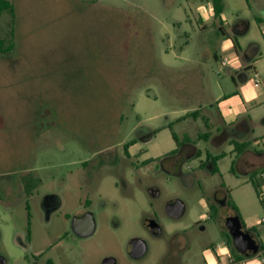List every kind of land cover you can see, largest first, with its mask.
Returning <instances> with one entry per match:
<instances>
[{"label":"rangeland","instance_id":"1","mask_svg":"<svg viewBox=\"0 0 264 264\" xmlns=\"http://www.w3.org/2000/svg\"><path fill=\"white\" fill-rule=\"evenodd\" d=\"M9 1L15 17L5 13L0 19V40L14 45L9 55L0 54V254L23 264L20 246H29V203L35 244L33 251L30 246L27 251L33 262L45 240H56L60 234L55 226L61 227V220L48 226L51 231L46 227L40 198L51 191L59 193L66 206L62 215L72 216L79 210L81 163L93 161L91 174L98 151L120 147L144 127L158 132L144 145L145 157L158 158L176 149L173 133L179 141L193 142L201 153V159L188 163L197 172L193 190L184 189L178 179L159 178L164 193L155 205L166 224L170 220L162 209L168 194L178 195L188 205L186 216L173 224L182 230L206 213L201 200L225 182L244 225L255 224L264 245L261 175H233L230 158L220 164L219 174L204 170L205 165L199 168L208 154L229 149L227 144L212 146L215 131L207 134L210 129L203 118H211L209 100L231 84L213 57L215 52L221 54V48L213 42L212 21L204 22L207 30L198 23L209 17L210 0ZM224 4L231 25L240 18L254 21L261 16L253 3L248 8L246 0H224ZM263 31L261 25H253L246 37L257 41ZM247 74L252 77V70ZM258 75L263 87L261 65ZM200 107L196 117L190 115ZM205 134L208 137L201 139ZM100 170L101 174H91L107 203L103 211L97 210L98 232L86 242L55 247L47 257L38 258L41 262L51 256L57 264H100L106 255H113L122 264H155L157 253L137 263L125 253L129 239L141 233L153 208L144 191L131 186L126 191L116 183L120 177L130 183L140 173L110 166ZM210 234L219 241L218 225L211 224ZM263 260L264 254L257 255L246 264Z\"/></svg>","mask_w":264,"mask_h":264},{"label":"flooded vegetation","instance_id":"2","mask_svg":"<svg viewBox=\"0 0 264 264\" xmlns=\"http://www.w3.org/2000/svg\"><path fill=\"white\" fill-rule=\"evenodd\" d=\"M157 133L147 127L137 129L134 132L135 137L120 147L118 145L110 146L95 154L97 162L93 166L92 175L101 174L100 169L103 166L132 169L140 175L133 178L134 180L132 179L130 183L125 177H120L116 186H121L126 191L131 186L144 191L150 198L149 205L153 208V213L146 214L141 233L129 239L126 245V257L137 263L157 253L158 258L154 262L155 264H246L249 258L244 252L237 249L229 229V224L235 219H238L241 231H248L260 245L258 255L264 254V247L262 248L264 245L260 236L244 225L241 216L230 206L228 194L221 189H216L212 196L205 201L201 200L206 213L195 219L189 228L182 230L177 229L173 224L175 225L186 216L188 205L178 195L168 194L162 213L170 220V223L166 224L162 220V214L155 205L156 200H159L164 193L159 178L164 175L168 181L178 179L183 188L188 191L196 187L197 180L195 170L188 164L192 160V149L186 150L183 146L179 148L177 146L175 149L177 151L174 154L169 155V152L158 158L145 157L147 151L144 145L152 142ZM220 137L217 139L221 140ZM206 163L204 170H209L212 162L207 159ZM92 164L91 160L81 163V172L78 178L79 210L72 216L70 213L62 215L66 206L64 198L59 193L51 191V194L42 196L39 200L40 209L51 226L55 225L57 220H61V227L55 226V230H59L60 238L66 245L74 244V241L86 242L95 236L100 227L97 210L103 211L107 206L106 200L103 199V195L99 191V186L93 182L94 177L89 174ZM90 167L91 170H89ZM65 184L69 185L67 178ZM199 185L202 187V184ZM131 196L133 198V195ZM180 201L185 203V213L175 216L176 209L172 208V205H177ZM93 221L96 226L95 232L88 237L82 236L81 234L89 231ZM211 224L218 225L219 241L213 240L210 234ZM138 247L144 248L145 251L141 257L135 258L132 253ZM100 264H122V261L119 257L106 255Z\"/></svg>","mask_w":264,"mask_h":264},{"label":"crops","instance_id":"3","mask_svg":"<svg viewBox=\"0 0 264 264\" xmlns=\"http://www.w3.org/2000/svg\"><path fill=\"white\" fill-rule=\"evenodd\" d=\"M248 8L251 9V4L253 3L259 8L261 16H255L254 21L248 20L246 18H240L238 21L231 25L230 21L225 18L223 13L224 30L227 36L222 37L218 34V24L214 20V12L212 4H208L207 8L209 10V17L200 18L198 20L200 29L207 30V26L204 24L205 21H212V31H213V42L220 46L221 54L215 52L213 57L218 61L220 66V71L226 72L231 84L228 85L227 89L222 91L217 97L208 102V111L211 118H204L208 123H205L208 130L207 134L211 136V144L216 148H222L223 145L227 144L229 149L227 151L223 150L224 158L219 160L216 164L218 172L214 173L215 167L211 165V174H219L220 164L226 159L230 158L232 167L235 165L236 176L249 177L255 174L261 175L264 180V84L262 83L259 87H256L250 81L251 75H244L246 69L252 70L258 73V66L264 67V31L261 33L262 39L253 40L247 38L246 36L252 30L253 25L256 27L261 25L264 30V0H246ZM251 11V10H250ZM225 12V11H224ZM202 16V14H200ZM249 15V14H248ZM197 17L199 14L197 12ZM202 23V24H201ZM245 35V38L239 39ZM235 39L240 46V49L235 48ZM220 41V42H219ZM226 41H231L232 46L225 50L223 45ZM239 57V63L236 64L235 68L230 66L222 67L221 61L225 58H233L234 56ZM221 73V72H220ZM237 76V77H236ZM251 83L253 85L251 90H246V86ZM202 107L193 110L196 113L201 111ZM227 113V115H225ZM187 115V113L185 114ZM180 120V119H179ZM213 126V129H211ZM221 136V140L217 139ZM180 141L183 144V148L186 150L192 149L191 159L200 158L201 155L199 148L193 142ZM234 142L239 145L245 146L241 153L237 154L235 151ZM177 145V143H176ZM177 147V146H176ZM175 150V149H174ZM173 151V150H172ZM201 169V167H199ZM235 175V174H233ZM197 180V172L195 173ZM219 188L226 192L229 196V200L232 199V190L226 188V183ZM264 196V192H262ZM27 209V227H26V237L28 230H30V238L27 237L28 243L32 251L35 244L34 217L31 213L30 204L26 206ZM44 213V212H43ZM45 216V214H44ZM46 217V216H45ZM45 222L48 224L46 227H52L46 219ZM255 224H248L246 227L249 229L255 228ZM48 227V228H49ZM49 230L51 231V229ZM58 235L56 240H51L52 238H47L45 244L39 251H36L33 255L34 261L29 260V246L24 244L20 246L22 249L23 256L20 258L23 264H57L56 261L50 256L45 259V262H41L38 258L47 257L55 247L63 248L66 243ZM48 237V236H47ZM5 258V264H20L18 260H11L6 255H2ZM19 262V263H18ZM264 260L261 261L263 264Z\"/></svg>","mask_w":264,"mask_h":264},{"label":"trees","instance_id":"4","mask_svg":"<svg viewBox=\"0 0 264 264\" xmlns=\"http://www.w3.org/2000/svg\"><path fill=\"white\" fill-rule=\"evenodd\" d=\"M210 2L212 4V6H213V12H214V16L213 17H214V20L218 24V34L220 36H222V37H225V36H227V33L224 30V27H223L224 22H223V18H222L223 13H224V10H225L224 0H210ZM5 13H8L9 15H11L14 18L15 17V8H14V5L9 0H0V19L3 17V15ZM235 48L237 50L240 49V46L237 43L236 39H235ZM13 50H14V45L13 44L6 45V42L5 41L0 40V54L1 55H9L11 52H13ZM248 70L249 69H246L244 71V75L247 74V71ZM190 115L196 117L198 115V113L193 112ZM206 122H207V120H206ZM206 124L208 126V123H206ZM205 137L207 138L208 135L207 134H205L204 136L201 135V139H204ZM173 138H174L175 142L177 143L178 148L181 147V146H183V144L180 143L177 135L174 134V133H173ZM234 146H235V151H236L237 154L241 153L242 149L245 148V146L239 145L236 142H234ZM176 151L177 150H174V151L170 152L169 155L176 153ZM198 157H201V155H199ZM224 157H225V155L223 153H220V154L214 155V156L213 155H210V154L207 155V159L209 161H211L212 162L211 165H213L215 167L214 173H217L218 172V168L216 167L217 162L219 160H221L222 158H224ZM206 164L207 163H205V164L204 163H201L200 167H202L203 165H206ZM232 172L235 175L237 174L236 169H235V165H233V167H232ZM254 176L256 177L257 174L253 175L252 177H254ZM252 182H253V185L255 186V188L258 189L259 186L257 185V183L255 181H252ZM230 206L235 211H237L238 214L240 215V212H239L238 207L235 204H233L231 202V200H230ZM213 208H215V207H213ZM251 230L253 232H256L254 228H252ZM29 235H30V230H28V234H27V237L28 238H30ZM263 247L264 246H262V248Z\"/></svg>","mask_w":264,"mask_h":264},{"label":"water","instance_id":"5","mask_svg":"<svg viewBox=\"0 0 264 264\" xmlns=\"http://www.w3.org/2000/svg\"><path fill=\"white\" fill-rule=\"evenodd\" d=\"M172 208L176 209L175 216H181L185 213V203L180 201L177 205H172ZM241 225L238 219H235L233 222L229 224V229L231 231V235L233 237L235 246L240 251L244 252L247 258H251L257 256L260 252V245L257 241L251 236V234L246 231L243 232L240 229ZM96 226L94 221L92 222L90 229L88 232L81 234L84 237L91 236L95 232ZM144 248L134 249L132 253L133 257L138 258L141 257L144 253ZM0 264H5V258L0 255Z\"/></svg>","mask_w":264,"mask_h":264},{"label":"built area","instance_id":"6","mask_svg":"<svg viewBox=\"0 0 264 264\" xmlns=\"http://www.w3.org/2000/svg\"><path fill=\"white\" fill-rule=\"evenodd\" d=\"M233 59H235L237 61V63H239V57H237V55H236L233 58H225V59H223L221 61L222 67H228V66H230L232 68H235L236 65L233 66V64L227 63V61L233 60ZM252 75L253 76L250 78V81L253 83L254 86L259 87L261 85V78H260V76L255 71L252 72ZM261 224L264 225V218L261 220Z\"/></svg>","mask_w":264,"mask_h":264},{"label":"clouds","instance_id":"7","mask_svg":"<svg viewBox=\"0 0 264 264\" xmlns=\"http://www.w3.org/2000/svg\"><path fill=\"white\" fill-rule=\"evenodd\" d=\"M231 46H232L231 41H226V42L224 43V45H223V48H224L225 50H227V49L230 48ZM227 63H229V64H233V66H235L236 63H237V61H236L235 59H233V60H229V61H227ZM252 87H253L252 84L249 83V84L246 86V90H251ZM225 115H227V113H225ZM209 260L211 261V258H210V257H209Z\"/></svg>","mask_w":264,"mask_h":264}]
</instances>
